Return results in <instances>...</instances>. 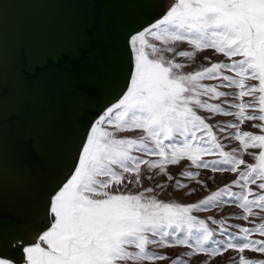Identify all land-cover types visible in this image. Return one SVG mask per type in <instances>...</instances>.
Wrapping results in <instances>:
<instances>
[{"label":"snow or ice","instance_id":"6c2138e0","mask_svg":"<svg viewBox=\"0 0 264 264\" xmlns=\"http://www.w3.org/2000/svg\"><path fill=\"white\" fill-rule=\"evenodd\" d=\"M124 47V89L85 126L43 216L11 238L0 225V264H264V0H172ZM207 50L224 59L184 71ZM217 116L234 119L209 123ZM217 173L236 178L208 190ZM190 183L208 194L159 198L169 185L190 196ZM230 207L239 212L197 215Z\"/></svg>","mask_w":264,"mask_h":264},{"label":"water","instance_id":"95a60500","mask_svg":"<svg viewBox=\"0 0 264 264\" xmlns=\"http://www.w3.org/2000/svg\"><path fill=\"white\" fill-rule=\"evenodd\" d=\"M164 3L0 0V225L10 238L32 221L33 199L45 210L85 126L124 89V35Z\"/></svg>","mask_w":264,"mask_h":264},{"label":"rangeland","instance_id":"374dc122","mask_svg":"<svg viewBox=\"0 0 264 264\" xmlns=\"http://www.w3.org/2000/svg\"><path fill=\"white\" fill-rule=\"evenodd\" d=\"M188 45L187 44H182L179 45V48L181 50H187L188 49ZM205 57H210L212 62H218L222 59H224L222 56L219 55H214L212 50H207L204 51L203 53H200L197 55V57L195 58L194 61L190 62V66L186 67L184 69L185 72H192L194 70H197L199 67H207L209 66L208 62L204 59ZM204 83L206 84H215L218 83V81H204ZM223 91H229L232 92L234 91V89H221ZM249 98L246 97L245 100H248ZM213 103H219L220 101H211ZM203 114V113H202ZM234 118L232 117H222V116H217L214 119L209 120V123H212L213 125H216L218 122L220 123H224L230 120H233ZM251 123L252 122H246V124L244 126H242L241 130L242 131H252L254 133L258 134V130L255 128L251 127ZM256 123H259L258 121ZM137 133H127L126 135H136ZM238 147L237 142H232L231 144H227L226 150H230L232 148H236ZM250 151H256V150H250ZM244 158L251 162V157L249 156H244ZM184 167V165H181V168ZM181 169L180 168H171L170 171H172L173 175H176ZM210 175L207 172L202 173V179L205 178L206 176ZM215 178L214 180L210 181L208 183V190H215L217 187L223 186L224 183L226 182H230L231 180L235 179L236 177L233 174L230 173H224V174H214ZM164 180V177L161 176L158 179L154 177L153 180L149 181V180H144V186L145 187H149V186H155L157 183H160ZM185 183H188L187 181H185ZM130 190L133 192H137L140 191L141 189L135 187V186H129ZM189 188H196V192L193 193L190 196H186L185 194L188 192V189H184L180 192H176L173 193V190L171 188V186L169 185L165 190H161V189H157V192L159 194V198L162 200H178L179 202L182 203H191V202H195L198 199L202 198L203 196L208 194V190H205L201 187H199L198 185L194 184V183H190L189 184ZM234 190H238V189H234ZM239 209L234 208V207H230V208H226L223 211H210L207 213H197L198 216H200L201 218H204L206 216H215L217 219H219L221 216L225 215V213L228 214H232V213H238ZM229 223L233 224V225H244L245 222L236 218V216H232V218L229 220ZM215 227V226H213ZM232 231H235V228L232 229ZM182 251V249H181ZM249 255H253L251 253H249ZM163 264H167V262H163Z\"/></svg>","mask_w":264,"mask_h":264},{"label":"bare ground","instance_id":"6f19581e","mask_svg":"<svg viewBox=\"0 0 264 264\" xmlns=\"http://www.w3.org/2000/svg\"><path fill=\"white\" fill-rule=\"evenodd\" d=\"M165 3V6H166V9H167V7L168 6H170V4L172 3V0H163ZM166 9H165V11H166ZM164 11V12H165ZM164 14V13H163ZM66 164V163H65ZM63 174L65 173V171L64 172H62ZM60 174L59 175V177L61 176V175H63V174ZM42 198V197H41ZM34 200V201H33ZM32 201H31V203H32V205L30 204L29 205V208H28V212L30 213L29 214V216L31 215L32 216V218H30V219H32V221L34 220V218L35 217H38V216H43V214H44V204H45V202H44V198L41 200L40 199V201H38L39 199H33Z\"/></svg>","mask_w":264,"mask_h":264}]
</instances>
